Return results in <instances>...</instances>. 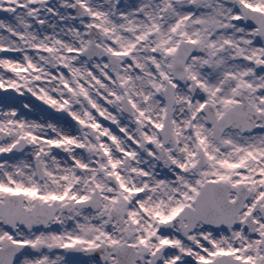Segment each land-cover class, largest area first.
<instances>
[{
    "label": "snow or ice",
    "instance_id": "snow-or-ice-1",
    "mask_svg": "<svg viewBox=\"0 0 264 264\" xmlns=\"http://www.w3.org/2000/svg\"><path fill=\"white\" fill-rule=\"evenodd\" d=\"M0 12V264H264V0Z\"/></svg>",
    "mask_w": 264,
    "mask_h": 264
},
{
    "label": "rangeland",
    "instance_id": "rangeland-1",
    "mask_svg": "<svg viewBox=\"0 0 264 264\" xmlns=\"http://www.w3.org/2000/svg\"><path fill=\"white\" fill-rule=\"evenodd\" d=\"M0 18H3V13L2 12H0ZM9 91H12V90H9ZM3 92H4V90L3 89H0V94H2ZM17 95L19 96V95H22V94L21 93H17ZM35 99H38V97H36ZM40 103L45 104L46 102L41 101ZM47 107L48 108H51V106H47ZM59 111H63V110H60V109H52V112H59ZM37 115H38V117L34 116L32 118L38 119V118H40L41 116H43L45 114L44 113H37ZM68 116L70 118V114H68ZM48 118H51V114L50 113L48 114ZM72 119H74V118H72ZM103 119H106V117L103 118Z\"/></svg>",
    "mask_w": 264,
    "mask_h": 264
}]
</instances>
